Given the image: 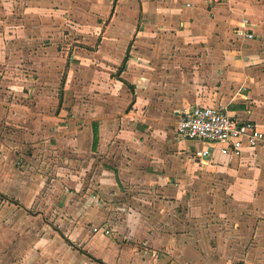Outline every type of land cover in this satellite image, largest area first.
Instances as JSON below:
<instances>
[{"label":"rangeland","instance_id":"rangeland-1","mask_svg":"<svg viewBox=\"0 0 264 264\" xmlns=\"http://www.w3.org/2000/svg\"><path fill=\"white\" fill-rule=\"evenodd\" d=\"M107 1L0 0V159L16 162L23 189L29 186L15 204L0 199V210H19L5 216L13 234L0 254L11 255L10 242H17L28 260L87 264L93 261L88 249L109 259L105 239H178L194 242L212 264H264V158L253 160L252 153L210 167L212 160L194 150L207 147L210 157L223 158L218 145L175 131L178 112L207 96L203 81L189 78L191 64L174 61L180 52L187 57L195 40L157 24L145 43L135 33L128 41L135 23L118 19L108 30L122 36L108 37L103 18L109 13L99 11ZM126 54L130 67L117 74ZM140 58L150 61L154 80L131 91L121 79L131 84L140 77L142 71L131 70ZM161 59L166 65L156 71ZM94 121L109 132L108 149L77 151L78 143L89 145L86 130ZM80 133L86 139H77ZM134 145L144 148L136 152ZM127 160L136 171L124 168ZM81 161L90 163L81 168ZM105 166L121 170V195L96 187L92 176ZM91 204L97 213L81 210Z\"/></svg>","mask_w":264,"mask_h":264},{"label":"crops","instance_id":"crops-1","mask_svg":"<svg viewBox=\"0 0 264 264\" xmlns=\"http://www.w3.org/2000/svg\"><path fill=\"white\" fill-rule=\"evenodd\" d=\"M95 1L98 4L100 0ZM105 3L108 8L99 11L109 13L106 18H103L106 23L105 33H108V37L111 36V38L116 39V37L122 36L121 34L109 33L108 30L118 19L121 22L129 21L135 23H130L129 25L131 33L125 36L128 41L131 39L132 34L135 33L141 43H145L142 41L147 37H144V35H147L148 28H153L157 24L175 30L178 35H187V38L191 41L195 40L192 46L187 47V57H185V53L180 52L174 61L182 63L183 66L184 63L191 64L194 74L189 78L203 81L207 96L200 98L201 101L196 99V103L215 107L226 106L231 115L243 119L248 118L255 122L260 129L264 130V0H193L192 2L191 0H117L115 5L108 4V0ZM121 3H124L125 7L122 12H120ZM138 20H140L139 27L137 26ZM243 23L246 24L245 28L253 33L252 38L243 37L235 32L236 27ZM142 26L143 28H141ZM126 48L128 49V47ZM127 49L124 51L126 52ZM189 51L191 55H189ZM140 59L143 60V63H138L139 66L133 67L131 70L133 72L142 71V73L140 77L132 76V82L130 83L133 85L136 83V86L138 85L137 83H140V86L143 87L152 83L154 73L151 71L150 61L147 58ZM155 62L157 64L155 67L156 71L166 65L164 59H161V62L159 60ZM126 66L127 68L130 67L129 64H126ZM90 128L89 131L86 130L88 135L90 133L91 136L89 145L84 146L78 143L77 151H88L92 155H97L101 150L105 152L109 144L105 145L104 139L109 132L104 131L99 124L98 141L95 148H93L92 122ZM81 137L86 139L85 134L81 133L77 139ZM135 139L138 140L137 138ZM137 147L134 145L135 149ZM143 148V145H139L135 151L139 150L141 152ZM252 153L255 154V157L251 158L253 160L264 158V146H259L253 151L245 150L241 158L248 157ZM79 155L84 154L79 153ZM209 158L210 161L212 160L211 164H208L210 167H213L216 163H230V161L241 159L228 156L223 158L210 157V155L206 159L208 160ZM136 159L139 167H141L139 161L145 162L142 154L136 155ZM86 163L89 164L90 162H83L81 168ZM127 163L129 165H125L124 168L130 166V170L134 171L132 160H127ZM94 164L96 165V163ZM119 168L121 169L122 167ZM104 169L102 170L103 173H100L101 175L92 176V179L94 178L100 182L96 187L100 191L108 189L111 192L110 194L114 196L121 195L118 188V179L122 176L121 170H119L120 173L117 172L116 174L113 169L107 166ZM82 171L84 170L82 169ZM138 172L141 173L142 171ZM26 173L31 176L35 175L34 172L31 173L29 170H26ZM159 175V173H156V176ZM164 179L166 180L165 184H168L167 182L170 179L168 177ZM120 182L122 181L120 180ZM23 183L25 181L21 178V171L16 162L9 159H0V199L7 200V202L15 200V202H12L15 204L20 196L26 198L22 193L23 191L28 193L29 186L25 190L23 189ZM101 188L103 189L101 190ZM91 205L93 206L87 209L78 208L86 214L97 213L98 208L94 204ZM109 207L108 209H110ZM0 211L1 249L2 243L8 242L10 233L13 234V232L5 229V216L9 212L18 214L19 210L15 207V209L6 208ZM13 221L15 222L14 219ZM102 241V243H106L109 252L115 254V259L111 261L110 257L112 254L111 256L109 255L108 260L97 258L93 253L89 252V249L87 256L100 259L104 264H212L213 261L211 257L198 255L197 250L194 248L195 243L187 242L188 240L186 242L178 239L168 240V242H156V240L147 238L146 242H111L106 239ZM10 245L12 254H0V264H36L37 261V264H45L44 259L42 261L37 260V258L28 260L26 256L23 257L20 254L19 246L24 244L18 245L17 242H10ZM85 246H87V243ZM214 261L217 262L218 260ZM94 262L96 261L89 259L87 264Z\"/></svg>","mask_w":264,"mask_h":264},{"label":"built area","instance_id":"built-area-1","mask_svg":"<svg viewBox=\"0 0 264 264\" xmlns=\"http://www.w3.org/2000/svg\"><path fill=\"white\" fill-rule=\"evenodd\" d=\"M238 25L235 32L246 38L253 33ZM176 134L191 141L217 144L222 154L231 158H241L245 150H255L264 146V130L248 118H239L229 113L226 106L215 107L208 104H194L178 112ZM196 157L211 155L207 147L194 150Z\"/></svg>","mask_w":264,"mask_h":264},{"label":"trees","instance_id":"trees-1","mask_svg":"<svg viewBox=\"0 0 264 264\" xmlns=\"http://www.w3.org/2000/svg\"><path fill=\"white\" fill-rule=\"evenodd\" d=\"M127 54L124 56L120 67L118 68L117 74H120L125 69V63L127 61ZM127 86L133 91L134 85L127 83L125 80L121 79ZM92 147L95 148L97 141H98V124L97 122H92ZM11 202H15V200H10ZM93 260H95L97 263L104 264L100 259H96L94 257H91Z\"/></svg>","mask_w":264,"mask_h":264}]
</instances>
